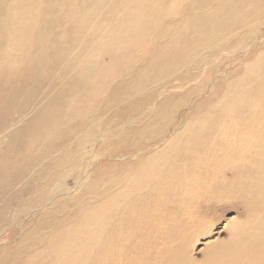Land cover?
Returning <instances> with one entry per match:
<instances>
[{"label":"bare ground","instance_id":"6f19581e","mask_svg":"<svg viewBox=\"0 0 264 264\" xmlns=\"http://www.w3.org/2000/svg\"><path fill=\"white\" fill-rule=\"evenodd\" d=\"M263 134L264 0H0V264H198L163 216L227 157L231 264H259Z\"/></svg>","mask_w":264,"mask_h":264},{"label":"rangeland","instance_id":"374dc122","mask_svg":"<svg viewBox=\"0 0 264 264\" xmlns=\"http://www.w3.org/2000/svg\"><path fill=\"white\" fill-rule=\"evenodd\" d=\"M30 14H32V11H30ZM237 55H240V53H237ZM256 138H262V134H259L258 137ZM257 142H259V139H256V143ZM229 162H230V159L229 157H227V159L220 161L217 166L213 167L212 169L213 173L210 171L209 174H207L209 175L208 182L204 185L202 191L201 192L195 191L196 196L194 198L186 199V202H185L186 205L185 204L181 205L183 206V208L182 207L175 208L174 211L171 210L170 213H167L166 215L163 216V218H165L167 226L169 227L167 229L168 233H171L174 235V238L173 237L167 238L164 236L165 238L163 237L162 239L163 245L171 247V246H177L181 242L184 243L185 248H186L185 250L187 251L188 255L191 256L198 264L200 263L202 264H231V260L233 259L234 254L237 253L243 246V245L233 246V245L227 244L229 242L228 229H221V227H222L223 221L230 219V218H234L236 221V224L245 223L249 215L252 214V212L247 208L248 204L247 206H245V204L237 197L238 195H236V193H232L230 195L224 192L217 193L213 189V187H211V184L219 178L222 171H224L223 172L224 176H226L227 178L232 177V172L226 169L227 166L225 167V164ZM253 177H254L253 174L248 175L247 184L249 186L254 184ZM245 192L248 195L249 193H251L250 195H252L251 197H253L254 196L253 194L257 192V189L250 188L249 190H246ZM205 193L206 195H204ZM262 195H264V191ZM254 197L256 199L260 198V196L257 197L256 195ZM193 201L194 202L196 201V202L190 203ZM179 210L189 211V212L191 210L190 212L191 217L189 216L187 218V217L182 216ZM194 219H195V223L193 222ZM208 222L210 223V225H208L209 224ZM18 224L19 222H16L11 228L2 227V226L0 227V246L7 245L9 241L11 240V235L19 232L20 227L18 226ZM206 225L207 226L213 225L214 228H217V231L219 232L216 237L219 239L218 245H221V250L224 252V254H222L219 257L220 261H215V259L212 257L213 256L212 253H209L207 251L205 252L191 251L192 247L193 249L196 248L197 250L202 248L201 244L204 241L202 240V238L204 237L203 236L204 227ZM173 226H175V228ZM178 249L179 248L177 246L175 250H178ZM162 255H163V252H162ZM259 264H264V258L259 259Z\"/></svg>","mask_w":264,"mask_h":264}]
</instances>
